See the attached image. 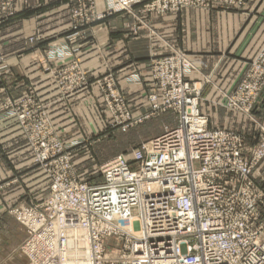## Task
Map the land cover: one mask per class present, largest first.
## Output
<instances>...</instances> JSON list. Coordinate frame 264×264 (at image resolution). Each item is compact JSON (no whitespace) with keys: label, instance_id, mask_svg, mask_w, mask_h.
I'll return each mask as SVG.
<instances>
[{"label":"built area","instance_id":"1","mask_svg":"<svg viewBox=\"0 0 264 264\" xmlns=\"http://www.w3.org/2000/svg\"><path fill=\"white\" fill-rule=\"evenodd\" d=\"M145 1L139 13L151 15L205 7L213 1L234 7L246 3ZM131 5L130 0H114L107 11L132 14ZM13 13L12 0H0V24ZM73 14L80 15L79 9ZM130 29L137 34L139 27L132 24ZM147 65L154 88L147 94L150 110L134 116L120 93L111 90L114 100L109 107L116 114L115 123L130 124L143 115L172 111L179 114L178 125L165 127L160 135L132 149L128 157L118 154L102 163L100 183L78 177L70 158L71 145L58 138L42 105L31 99L20 100V104L7 99L3 104L16 116L35 165L49 180L47 197L11 211L25 227L20 249L28 264L75 260L80 264L140 260L138 264H264V189L251 177L256 162L264 156V138L247 155L239 134L209 128L207 116L199 109L202 85L185 79L191 70L199 69L183 51L170 47L168 54L150 58ZM3 66L0 45V73L7 72ZM73 69L64 72L66 90L75 84H70ZM106 84L112 86L109 81ZM263 85L264 46L248 64L235 94L224 93V106L248 115ZM9 184L0 183V194ZM140 197L144 226L133 216ZM141 228L147 234L134 237L132 230L140 232Z\"/></svg>","mask_w":264,"mask_h":264},{"label":"crops","instance_id":"2","mask_svg":"<svg viewBox=\"0 0 264 264\" xmlns=\"http://www.w3.org/2000/svg\"><path fill=\"white\" fill-rule=\"evenodd\" d=\"M97 5L98 10H103L106 0H97ZM248 6L245 13L214 8L150 16L148 25L163 37L159 39L148 32L125 38L123 33L132 17L119 13L86 27L84 36L69 46L78 47V59L89 78L110 70L119 88L127 89L126 98L133 111H142L147 94L154 90L147 65L149 58L168 52L169 47L197 55L194 61L201 72L211 75L220 89H229L244 63L254 57L255 50L264 42V0H249ZM14 7V16L0 30L10 69L6 79L0 78V95L19 97L36 91L62 140L72 143L79 138H91L96 134L95 128L104 122L98 108L86 107L93 95H100L98 89L87 88L67 100L61 99L39 62L49 48L63 46L65 37L72 32L66 0H14ZM30 37L33 43L29 42ZM192 79L200 78L194 74ZM209 90L220 95L216 88L206 87L203 92L207 94ZM255 113L264 119V104ZM205 115L211 127H230L233 121L221 112L216 118L209 112ZM240 126L246 142L253 144L257 127L246 122ZM252 176L264 188V160L254 168ZM7 179L14 182L0 194V224L11 203L32 204L48 194V183L32 163L27 141L12 120L0 121V181ZM24 237L23 231L22 240Z\"/></svg>","mask_w":264,"mask_h":264},{"label":"rangeland","instance_id":"3","mask_svg":"<svg viewBox=\"0 0 264 264\" xmlns=\"http://www.w3.org/2000/svg\"><path fill=\"white\" fill-rule=\"evenodd\" d=\"M130 1H132V5L130 7V10L133 11L132 14L129 13V11L127 10H118L108 13L107 11L109 9L108 7L110 5H111L110 7L113 6L114 0H106V7H104L103 10H98L97 0H83L81 3H79L78 0H66L68 18L72 32L65 37L63 46L58 45V48H49L47 51H45L42 59H40L39 61L42 65V68L48 74L47 79H50L52 81V84L56 88L61 99L67 100L73 94L77 92L79 93L80 91L87 88L89 89L91 87H94L98 89L100 95H98V97L96 95H93L91 97L92 100L90 104L87 105L86 107L95 108V109L98 108L97 109L98 113H101V115L104 117V122L100 124L98 128H95L96 134L93 135L91 138H84V139L79 138L78 140H75L72 143H69V141H64V139L62 140L61 132L59 131L58 128L55 127L46 104L42 102L41 98L36 93V91L30 90L27 94L19 97H11L9 95H4V97H2V95H0V121L12 120L15 123L18 130L27 141L31 153L32 163L42 175L43 173L41 172L40 168L35 165L32 149L25 136V133L23 132L20 124L16 119V116L9 114L8 111L9 108H5V109L3 108V104L7 99L13 101V103H18V104H20V100L31 99L35 103L42 105L45 114L49 118V121H51V123L55 127V131L57 133L58 138H60L61 141H63L65 144L71 145V148L69 150L70 158L74 165L78 177L82 180H87L92 183H100V181L102 180L99 172V167L102 163H104L108 159L118 154H123L128 157L130 156V152L132 149L139 147L142 143L148 141L153 137L160 135L165 130V127L173 128L178 125L179 114L174 113L172 111L155 113L145 118L144 116L145 112L150 110L149 103H148V108L146 107L148 102L147 97L145 100L146 101L145 106L143 107L144 110L133 111L134 109L132 107L133 105L131 106L126 98L127 89L119 88L117 80L115 79V76L112 74V72L110 70H105L102 73H99L93 76L92 78H89L87 75L88 74L87 71L84 69L83 66H81L80 60L78 59V55H77L78 47L71 48L69 46V43L74 42L80 36H84L83 30L86 27L96 23L105 22L114 15L119 13L120 14L124 13L132 17V22L127 25L126 31H124L123 33L125 38L137 37L142 33L144 34L148 32L149 35L156 36V38L159 39L161 35H159L158 32L153 30L148 25V17L155 15L147 14V12L139 13V11L143 9V5L146 3V1L145 0H130ZM12 3L14 7V0H12ZM248 3L249 0H246L245 5L241 7H234L232 5H224L213 1V3L205 7L203 6H200L198 8L185 7V8H181L177 12H170V13L175 14L185 10H196L198 12H203L214 8H219L223 10L233 9L240 13H245L247 12V10H249ZM78 9L80 11V15L74 16L73 12ZM135 13H136L135 16L139 17L145 24L140 23L135 18V16L133 15ZM14 14H15V7H14V13L9 17H7L0 24V30H1V26L4 25L11 17H13ZM164 14H168V13H164ZM101 15L102 18H99ZM159 15H163V14H159ZM132 24L139 27L137 34L132 33L130 29ZM33 40H34L33 37L29 38L30 43H33ZM0 45L5 59V66L3 67L7 70V72L5 73H0V78L2 80V79H6L5 76L10 74V69L7 64V56L5 55L2 48L1 33H0ZM263 46H264V42L262 43V45H260V47H258L255 50L254 57L244 63L243 68L240 69L237 78L235 79V81L233 82V84L229 89H220L219 87H217L211 75L203 74L200 68L198 67H197L199 69L198 72L191 70L190 71L191 73L185 77L186 80L201 83L202 85V89L200 92V99H199V109L203 115L209 112L212 115L214 114L216 118L219 117V113L221 112L222 114L224 113L226 117L228 116L233 119L230 127L229 126L211 127L209 124V118L207 115H205L208 118L209 128L225 129L239 134L244 140L247 155L252 154L254 149L260 143L261 141L260 138L262 137L264 138V119L258 118L255 113L256 109L260 105L264 104V85L259 89L257 93V97L253 102L252 109L250 110L248 115L238 109L226 108L224 106L226 103L224 98V93H228L230 95L235 94V92L238 89L239 83L243 80L247 72L248 64L256 58L258 52L262 49ZM64 51L68 52L69 54L64 55ZM169 52H170V47L168 52H164L159 55H153L150 58L154 56L165 55L168 54ZM52 55L53 57H51ZM186 55L188 56L189 59H191L192 63L196 65L194 59L197 57V55H193L191 53H186ZM72 66H74L75 69H73L71 72L70 84L72 85L74 81L75 84L74 86H72L73 88L71 90H66V80L64 79V72L70 69ZM80 71H82L83 73L82 75L85 78L86 83H83V80L80 77V73H79ZM194 74L198 75L200 79H192V75ZM204 77H207L206 83L203 82ZM108 81L112 83L111 87L106 84ZM206 87L218 89L220 95L215 94V92H213L212 90H209L207 94L204 93L203 91ZM111 90L114 91L116 90L117 92L120 93L121 96L120 98H122L124 104L131 109V112L134 116L144 114L142 116V119L138 122L137 121L131 122L130 124L126 123L125 125H120L115 123L116 114H114L111 108L109 107V104L110 103L112 104L114 100L113 97L111 96ZM216 120L217 119H215V122ZM245 122L251 125L252 128L257 127L256 140L251 145L246 142L245 136L240 132L241 129L240 125L241 123H245ZM63 132H67L66 129L65 130L63 129ZM262 160H264V156L258 162H256L257 164L254 166V168ZM43 177L46 179L48 183V194L45 196L47 197L50 191L49 180L44 175ZM251 177L253 180L252 174ZM6 181H9L10 182L9 185H11L14 182V179L11 180L7 179L2 182L0 181V183L2 184L3 182ZM253 182L256 185H258L254 180ZM258 186L261 187L260 185ZM45 197L42 198L40 197V199L38 198L32 204L31 203L21 204V202H13L5 209L4 212L5 218H2V223L0 224V264H28L27 257L22 253L20 249L21 244L26 238L25 227H23V225L16 219L15 215H13L11 211L12 209L18 207L35 205L37 202L41 201ZM23 231L25 233V237L22 240Z\"/></svg>","mask_w":264,"mask_h":264},{"label":"bare ground","instance_id":"4","mask_svg":"<svg viewBox=\"0 0 264 264\" xmlns=\"http://www.w3.org/2000/svg\"><path fill=\"white\" fill-rule=\"evenodd\" d=\"M141 203H142V199H141V197H140L139 202H138V205H137V208H136V210L133 212V216H134V218H138L140 224H141L142 226H144V224H145V220H144V218H145V214H144V210H143V208L140 207ZM134 231H135V230H134ZM132 234L135 235L134 237L139 238V237H142L143 234H144V235L147 234V229H145V228H141V231H140V232H133V230H132ZM140 262H141V260H140V261H134L133 264H138V263H140ZM61 264H80V261H78V260H75V262L64 261V262H62Z\"/></svg>","mask_w":264,"mask_h":264}]
</instances>
